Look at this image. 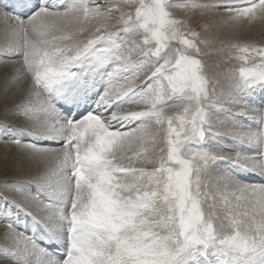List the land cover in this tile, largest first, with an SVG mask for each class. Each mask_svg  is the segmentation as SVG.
<instances>
[{
  "label": "snow or ice",
  "instance_id": "snow-or-ice-1",
  "mask_svg": "<svg viewBox=\"0 0 264 264\" xmlns=\"http://www.w3.org/2000/svg\"><path fill=\"white\" fill-rule=\"evenodd\" d=\"M257 23L264 0H0V264H264Z\"/></svg>",
  "mask_w": 264,
  "mask_h": 264
},
{
  "label": "bare ground",
  "instance_id": "bare-ground-1",
  "mask_svg": "<svg viewBox=\"0 0 264 264\" xmlns=\"http://www.w3.org/2000/svg\"><path fill=\"white\" fill-rule=\"evenodd\" d=\"M238 37L241 39H252V40L264 39V24L257 23L256 25L252 26L247 31H242L238 33ZM2 83H3V76L0 75V84ZM2 146H6V145L2 144ZM0 151H1V147H0ZM1 153L3 154V156H5L2 151ZM0 231H2V226H0Z\"/></svg>",
  "mask_w": 264,
  "mask_h": 264
},
{
  "label": "rangeland",
  "instance_id": "rangeland-1",
  "mask_svg": "<svg viewBox=\"0 0 264 264\" xmlns=\"http://www.w3.org/2000/svg\"><path fill=\"white\" fill-rule=\"evenodd\" d=\"M0 147H1V151L5 155L3 156V154L0 151V165H3L5 159L11 161L14 158L15 149L10 145L2 146V143H0Z\"/></svg>",
  "mask_w": 264,
  "mask_h": 264
}]
</instances>
